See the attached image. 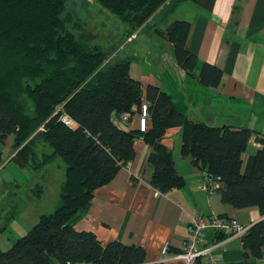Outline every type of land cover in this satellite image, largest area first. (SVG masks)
Here are the masks:
<instances>
[{
	"label": "trees",
	"instance_id": "obj_1",
	"mask_svg": "<svg viewBox=\"0 0 264 264\" xmlns=\"http://www.w3.org/2000/svg\"><path fill=\"white\" fill-rule=\"evenodd\" d=\"M69 1L0 0V141L14 136L20 148L41 135L51 153L38 165L57 158L66 164L60 206L42 215L9 250H0V264H149L143 247L118 241L103 245L93 232L78 231L71 221L87 213L94 192L110 185L134 160L137 139L152 147L149 184L161 194L182 189L186 181L176 169L173 151L163 143L168 131L179 127L181 154L221 178L222 201L236 209L258 207L264 216V135H257L263 148L249 157L243 171L252 130L193 122L168 93L155 86L145 92L130 75L134 57L120 56L110 45L111 36L94 42L96 35L87 32L89 22L66 11ZM188 1L197 0H97V12L118 17L127 27L128 43L146 30L165 38L176 63L192 76L197 57L187 47L191 23L161 27ZM222 76V70L206 64L200 82L216 86ZM144 103L148 130H125L117 119L129 118L135 110L141 114ZM30 145L15 158L22 167H27V157L37 161ZM229 235L220 234L219 239ZM242 245L252 257L264 258V219L250 227Z\"/></svg>",
	"mask_w": 264,
	"mask_h": 264
},
{
	"label": "crops",
	"instance_id": "obj_2",
	"mask_svg": "<svg viewBox=\"0 0 264 264\" xmlns=\"http://www.w3.org/2000/svg\"><path fill=\"white\" fill-rule=\"evenodd\" d=\"M175 21L191 23L187 47L197 57L193 75L176 63L171 43L161 36L148 40L154 50L143 53L146 61L131 63L130 75L142 83L145 92L155 86L168 93L193 122L252 130L254 136L242 156L244 171L249 157L263 148L257 135H264V0L188 1L161 27ZM206 64L222 70L218 85L200 82ZM140 117L135 110L124 129L138 131ZM163 143L173 151L176 169L186 181L182 189L161 194L149 184L152 173L147 163L152 147L137 139L134 160L110 185L94 192L90 210L72 219L74 228L93 232L103 245L118 241L141 246L149 264H185L170 258L179 252L196 216L235 218L249 228L264 219L258 207L236 209L224 203L219 193L207 195L200 189L202 170L181 154L180 127L170 129ZM230 235L220 240V234L207 233L213 258L221 264H264V258L258 260L243 248L242 238ZM166 245L169 250L164 256Z\"/></svg>",
	"mask_w": 264,
	"mask_h": 264
},
{
	"label": "rangeland",
	"instance_id": "obj_3",
	"mask_svg": "<svg viewBox=\"0 0 264 264\" xmlns=\"http://www.w3.org/2000/svg\"><path fill=\"white\" fill-rule=\"evenodd\" d=\"M97 0H70L66 11L89 22L87 32L96 35L94 42L106 36L113 39L111 47L119 49L120 56H132L133 62L146 61L143 53L154 50L148 40L157 41L154 31L146 30L134 43L126 40L127 28L118 17L108 13L99 15ZM158 62L157 57H152ZM71 126L72 123H69ZM34 138V137H33ZM30 139L26 144L36 152L37 161L27 157V167L19 165L15 158L22 148H16L14 136L0 141V250L7 251L20 238L24 237L40 220L42 215L53 213L60 206V192L65 180L66 164L57 158L47 166L40 167L44 154L51 148L41 135ZM40 167V168H39Z\"/></svg>",
	"mask_w": 264,
	"mask_h": 264
},
{
	"label": "built area",
	"instance_id": "obj_4",
	"mask_svg": "<svg viewBox=\"0 0 264 264\" xmlns=\"http://www.w3.org/2000/svg\"><path fill=\"white\" fill-rule=\"evenodd\" d=\"M141 117L139 130L146 132L149 127V113L147 103H144L141 108ZM63 120L69 124L67 117ZM129 120L128 116H122L117 119V122L124 126ZM222 187L221 178L209 173L207 170L202 171V185L200 189L207 195H214ZM249 227L242 225L235 218L224 216H196L188 227L186 240L182 243L179 252L170 259L183 261L185 264H196L197 260L202 259L203 264H221V262L212 257L214 247L208 245L207 233L213 234L229 233L231 235L243 238L248 234ZM169 246H164L162 255L166 256Z\"/></svg>",
	"mask_w": 264,
	"mask_h": 264
}]
</instances>
